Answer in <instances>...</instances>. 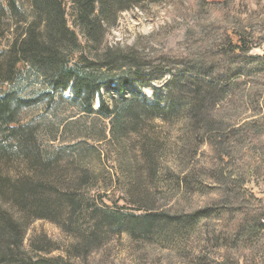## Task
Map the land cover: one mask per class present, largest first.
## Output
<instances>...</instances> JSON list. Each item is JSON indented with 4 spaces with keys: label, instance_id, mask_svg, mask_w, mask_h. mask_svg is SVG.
I'll return each instance as SVG.
<instances>
[{
    "label": "trees",
    "instance_id": "trees-1",
    "mask_svg": "<svg viewBox=\"0 0 264 264\" xmlns=\"http://www.w3.org/2000/svg\"><path fill=\"white\" fill-rule=\"evenodd\" d=\"M129 6L131 0H0V264H85L93 250L105 245L109 233L148 236L160 220L182 225L207 216L211 209L224 234L215 238L225 249L219 264H240L238 249L248 247L247 243L252 246L253 233L260 236L264 201L247 187L254 169L252 157L242 151L234 153L231 140L247 141L263 126L246 121L240 132L212 119L208 112V107L231 88V80L241 76V64L250 61L245 39L250 17L236 20V32L224 31L219 43L206 51L204 63L181 66L167 96L148 103L137 92L125 95L121 76L125 71L136 81L141 80L145 62L131 49L112 50L104 43L107 28ZM37 84L44 92L32 98L25 90ZM68 90V104L87 115L110 119L111 140L117 144L129 134L139 136L143 169L151 176L156 174L155 153L160 147L154 146L144 126L155 119L168 121L181 114L188 117L181 150L185 168L182 174H176V181L186 188L194 185L202 192L203 185L213 181L216 187L207 193L205 209L199 214L187 213L181 199L173 196V207L156 212L148 209L154 212L140 217L96 206L86 194L94 180L83 157L65 159L47 152L39 141L38 126L21 119L23 111L35 103L49 105L55 96L64 99ZM96 97L99 102L94 109ZM201 143L210 149L204 165L195 159ZM131 168L128 185L136 181ZM35 219L55 223L73 239L65 256L44 255L54 249L44 236L24 244ZM241 241L247 246L238 247ZM258 243L264 247V235Z\"/></svg>",
    "mask_w": 264,
    "mask_h": 264
},
{
    "label": "rangeland",
    "instance_id": "rangeland-1",
    "mask_svg": "<svg viewBox=\"0 0 264 264\" xmlns=\"http://www.w3.org/2000/svg\"><path fill=\"white\" fill-rule=\"evenodd\" d=\"M206 1L201 4L199 0H131V6L119 13L115 23L107 28L104 43L112 50L131 49L145 62L141 80L136 81L131 73L121 72L125 80L122 89L125 95L137 92L148 103H153L167 96L178 69L184 68V64L204 63L203 58L208 56L206 51L219 43L223 32L228 29L236 32V20L250 17L251 24L245 31L250 61L241 64L238 68L241 76L231 80V88L221 100L208 107V112L212 119L230 124L240 132L246 121L263 126L260 132L250 134L247 141L233 138L231 147L234 153L242 151L241 154L252 157L254 169L247 187L264 201V0ZM67 7L69 13L70 4ZM67 20L72 26L69 15ZM25 91L34 98L44 92V88L37 84L28 86ZM70 96L68 90L63 94L64 99L55 96L49 105L37 102L23 111L21 119L38 126L39 141L47 152L65 159L83 157L94 180L86 194L95 200L96 206L109 209L111 213L140 217L154 212L148 209L156 212L158 208L173 207L174 201L170 200L173 196L181 199L187 213L199 214L205 209L206 195L216 187L213 181L208 180L203 185L204 192L194 185L186 188L176 181V174H182L185 168L181 150L188 117L181 114L168 121L155 119L144 126L154 146L160 147L155 153L156 174L151 176L143 169L137 134H129L123 143L117 144L111 140L110 119L83 113L66 102ZM98 100V97L94 99V109L98 107ZM104 135L106 140H103ZM209 152L207 144L201 143L195 159L204 165L209 161ZM131 167L136 181L128 185ZM213 210L207 216L196 217L182 225L160 220L148 236L109 233L105 245L93 250L85 264H219L225 249L215 238L224 234ZM253 234V247L247 243L248 247L238 249L236 255L240 264H264V247L258 243L262 241L264 228L259 237ZM43 236L54 247L44 253L47 257L65 256L67 246L74 242L55 223L35 219L28 227L24 244ZM243 245L241 241L238 247Z\"/></svg>",
    "mask_w": 264,
    "mask_h": 264
}]
</instances>
